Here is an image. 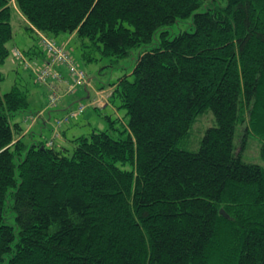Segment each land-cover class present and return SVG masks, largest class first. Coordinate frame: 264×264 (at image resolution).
<instances>
[{
    "label": "trees",
    "instance_id": "1",
    "mask_svg": "<svg viewBox=\"0 0 264 264\" xmlns=\"http://www.w3.org/2000/svg\"><path fill=\"white\" fill-rule=\"evenodd\" d=\"M18 12L87 62L137 58L73 140L25 133L30 88L0 92V264H264V165L242 157L264 160V0H0V66Z\"/></svg>",
    "mask_w": 264,
    "mask_h": 264
},
{
    "label": "rangeland",
    "instance_id": "2",
    "mask_svg": "<svg viewBox=\"0 0 264 264\" xmlns=\"http://www.w3.org/2000/svg\"><path fill=\"white\" fill-rule=\"evenodd\" d=\"M13 13L15 15L16 11ZM14 19L13 26H15V30L12 42L13 45H17L21 48L22 53L24 52L23 50H33L34 48L39 51V38L43 41V39H47L49 37H47L44 33L37 31L34 32V34H31L25 27V21L19 12ZM69 35L71 34H62L57 38L58 40L51 37L49 38L54 40L59 45L57 47L59 50L62 51L64 49L66 51L65 52L63 50L60 52V55L62 56L61 63L53 65L52 67L54 70L57 68L56 71L60 72L62 75V80L60 81L56 80V82H54L49 76L50 85H48L39 82L37 79V69L42 68L45 64L49 66V63L53 59L54 55H51L50 58L45 56L44 59L41 60L42 64H40V60L36 62V59L26 61L24 53L21 57L16 59V48H12V54L9 59L6 61L5 65L0 66V71L4 72V79L0 82L1 93L10 91L14 82L18 81L25 87L30 88L31 93L34 92L40 94L36 105H33L32 103L30 106L33 112L28 113V115H31L32 119L27 122L28 125L26 124L27 129H25V133L30 130L29 128H34V131L36 132V139L43 138V141L46 139L50 140L55 135L63 134L66 131L71 139L79 136H88L93 131L88 124L89 122L95 125V127H100L102 122L105 121V115L108 114H104L101 110L107 106V104L105 106L104 104L110 95V89H105L103 87H107L110 84L115 83L117 78L127 73L134 65V59L137 58L136 51H133L128 58L122 59L114 64H112L110 58H105L99 62H87L83 58L82 49L79 47L80 40L76 38V35H74L71 43L62 42L63 39H66ZM69 47L71 48L77 61L69 58ZM10 58L15 60L13 64L17 67L18 59L26 61V65L24 64L22 67L19 66V69L16 72V67L12 64ZM61 68L66 70V75ZM73 74L77 75L79 79H76ZM89 76H95L94 81H92ZM85 80L86 82L80 85ZM92 84L93 86L96 84V86L100 88L95 87L94 90H92ZM42 90H44L45 96L43 95ZM79 92L83 93V95H81L80 98L75 97L78 96ZM66 97H73V99L71 98L69 103H64ZM70 102L72 104H70ZM80 117L81 122L77 125H73ZM17 118L21 121L20 115L17 116ZM206 119L205 123L201 125L199 123V125H196L198 126L197 132H199L200 126H204L208 124V122L210 123V121L212 122L211 116H207ZM37 121L39 122L36 123ZM48 123H50L52 127L50 125L47 126ZM104 128L106 129L107 125ZM202 136L203 134H197L195 138H193L194 143H192L191 139L187 145L188 150L196 151L198 147L196 146L197 148H194L192 144L196 145ZM252 141L254 144H257L254 140ZM68 144L70 146L69 148L72 149L73 146L70 143ZM261 151L262 146H249L245 149L244 156L242 157L247 162L264 165V160L260 156ZM12 221L13 219H11L10 222Z\"/></svg>",
    "mask_w": 264,
    "mask_h": 264
},
{
    "label": "built area",
    "instance_id": "3",
    "mask_svg": "<svg viewBox=\"0 0 264 264\" xmlns=\"http://www.w3.org/2000/svg\"><path fill=\"white\" fill-rule=\"evenodd\" d=\"M47 39H43L42 45H43L45 51L47 52L48 58H50L51 55H54V57L50 61L49 66H47V64H45L42 68L37 69L38 70L37 71V79L41 83L50 85L49 76L54 82H56V80H58V81L62 80V75L60 74V72L56 71L57 69L54 70L52 67H53V65L61 63L62 56L60 55V52H62L64 49L62 51L59 50L57 48L59 45L54 40L49 39V38H47ZM50 40H52V41H50ZM15 53H16L17 57L22 56L21 52L18 50ZM69 58L73 59L71 54L69 55ZM47 63H48V61H47ZM71 70H72V68H71ZM51 73H52V75H51ZM73 75L75 76L76 79H79L77 75H75V74H73ZM79 82H80V80H79ZM85 82H86V80L83 83H81L80 85L84 84Z\"/></svg>",
    "mask_w": 264,
    "mask_h": 264
},
{
    "label": "crops",
    "instance_id": "4",
    "mask_svg": "<svg viewBox=\"0 0 264 264\" xmlns=\"http://www.w3.org/2000/svg\"><path fill=\"white\" fill-rule=\"evenodd\" d=\"M22 18L24 19V21H25V23H24V25H25V27L26 26H29V23H28V21L22 16ZM74 35L75 34H71V35H69L66 39H63V43H71L72 42V40H73V38H74ZM62 43V44H63ZM39 45V44H38ZM71 45V44H70ZM15 46H17V45H14V47ZM18 47V46H17ZM23 50V49H22ZM33 56V55H32ZM34 59H36V62L37 61H39L40 60V64H42V62H41V59L43 60L44 58L43 57H41V56H38V55H34V57H33ZM11 59V61H12V64L15 62V60L13 59V58H10ZM44 62V61H43ZM14 65V64H13ZM15 66V65H14ZM16 68H17V66H15ZM61 70H63L64 71V74L66 75L67 74V72H66V70L64 69V68H61ZM30 77H31V75H30ZM91 79H92V81H94V79H95V76H93V77H91V76H89ZM90 82H91V80H90ZM92 86V90H94V88L95 87H98V86H96V84H94V86H93V84L91 85ZM98 88H100V87H98ZM103 88H105V89H110V92L112 91V87L109 85V86H107V87H103ZM45 90V89H44ZM44 90H42V93H43V95L45 96V93H44ZM81 95H83V93H81V92H79V94H78V96H75V97H78V98H80V96ZM39 97H40V94H38V93H30V102H32L33 103V105H36V103H37V101H38V99H39ZM71 98L73 99V97H66V99H65V101H64V103H69V101L71 100ZM107 102H108V99L106 100V102H105V104H104V106L107 104ZM70 104H72L71 102H70ZM67 105V104H66ZM44 107V106H43ZM110 109V110H109ZM113 107L111 106V105H109V104H107V106H105L101 111L102 112H104V114L105 113H112L113 112ZM90 111V110H89ZM64 112V111H63ZM24 114H28V113H24ZM23 120H24V118H23ZM26 120V119H25ZM28 121H26V123H25V125L27 124L28 125V123H27ZM39 121H37L36 123H38ZM79 122H81V117L79 118V120H77L76 121V123H74L73 125H77V124H79ZM35 123V124H36ZM34 124V125H35ZM89 124V126L91 127V129H94V127H95V125H93L92 123H88ZM48 125H50L51 127H52V125L50 124V123H48L47 124V126ZM73 125H71V126H73ZM107 125V122H106V118H105V121L104 122H102V124L100 125V127H95V128H97V129H102V130H104L105 128V126ZM26 129H27V127H26ZM30 130L32 129V128H29ZM29 130V131H30ZM60 142L61 143H63V144H65V140H64V138H61L60 139Z\"/></svg>",
    "mask_w": 264,
    "mask_h": 264
},
{
    "label": "water",
    "instance_id": "5",
    "mask_svg": "<svg viewBox=\"0 0 264 264\" xmlns=\"http://www.w3.org/2000/svg\"><path fill=\"white\" fill-rule=\"evenodd\" d=\"M222 213H224V210H222Z\"/></svg>",
    "mask_w": 264,
    "mask_h": 264
},
{
    "label": "bare ground",
    "instance_id": "6",
    "mask_svg": "<svg viewBox=\"0 0 264 264\" xmlns=\"http://www.w3.org/2000/svg\"><path fill=\"white\" fill-rule=\"evenodd\" d=\"M109 95V94H108ZM245 134V133H244Z\"/></svg>",
    "mask_w": 264,
    "mask_h": 264
}]
</instances>
